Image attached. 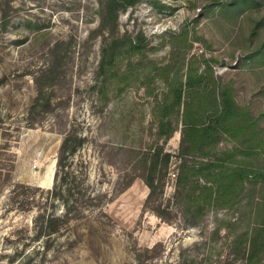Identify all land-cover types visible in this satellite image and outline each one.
Returning <instances> with one entry per match:
<instances>
[{
	"label": "rangeland",
	"instance_id": "1",
	"mask_svg": "<svg viewBox=\"0 0 264 264\" xmlns=\"http://www.w3.org/2000/svg\"><path fill=\"white\" fill-rule=\"evenodd\" d=\"M104 2L0 0V264H264L262 237L252 243L264 187L251 177L225 200L200 196L210 183L201 148L183 153L173 90L188 74L198 90L227 89L243 127L206 157L264 177V0H140L114 22ZM70 135L81 144L68 183L96 198L37 236L40 211L63 213L50 190ZM158 149L172 157L148 199Z\"/></svg>",
	"mask_w": 264,
	"mask_h": 264
},
{
	"label": "trees",
	"instance_id": "2",
	"mask_svg": "<svg viewBox=\"0 0 264 264\" xmlns=\"http://www.w3.org/2000/svg\"><path fill=\"white\" fill-rule=\"evenodd\" d=\"M138 1L140 0H105L103 3V11L105 14L110 13L114 22L118 10L121 7L137 3ZM207 71L212 73L210 68H207ZM203 74L204 73H202V75ZM202 75H200V77ZM198 83V79H194L191 74H188L186 76V84L188 86L186 91H183L181 88H174L173 90L175 102L179 104L176 112L178 116H181V143L188 141L187 145L184 147L185 150L183 153L191 155L196 152L197 148H201L199 156L203 159L201 160L203 166L199 169V172L205 173L204 179L210 183L202 185L200 196L203 195L205 201L212 198L217 201L225 200L232 192L241 189L243 184L251 177L255 182H261V186L264 187V177H261L258 172H255L249 167L242 165L218 166L207 159V154L205 152L206 147L210 146V143L216 144L218 141L217 136L226 132L229 128L241 130L243 123H237V126H232L234 124L233 119L238 118L241 112L238 111V106L229 95L227 89L221 91L216 88L198 90L194 87V85ZM166 101L167 100H165L162 110L164 111L163 113L168 115L171 108ZM181 104H183L182 108H180ZM167 122L170 123L171 120H162L161 123L164 125ZM250 122L245 123L248 126ZM79 144H81V138L72 135L65 137L61 142L57 157L54 184L50 192L52 196L55 195L56 198H61L63 200V213L57 214L54 210H50L49 212L40 211L34 219V222L38 226L37 236L41 233L50 234L56 232L60 223L67 222L69 219L78 217L82 213V207L86 200H93L96 198L95 194L92 196L88 195L87 198H85L84 193L80 190L75 192L73 185L68 183L71 170L70 163H66L65 159L69 154L74 153L76 146ZM171 157L172 154L170 152H161L160 149L152 153L153 159L148 166L149 175L145 176V182L150 188L148 199L152 198L156 192H163L161 182H156V173L159 172L160 179H162L167 171ZM160 164L161 166L158 168ZM215 166H217V168L212 170ZM191 169L192 166H189L185 162L181 163V173L177 178L178 186L183 180H187V175L190 173ZM63 186L66 191L65 196L62 194ZM189 204H191V207H194V205H198V201L193 198ZM261 204V208L256 207V218L258 217L256 222L258 226L253 229V248L255 247L258 237H262L261 246L264 244V217L259 218V215L264 213V202ZM195 222L196 220H192L190 224H195ZM251 258L252 255H250L249 259Z\"/></svg>",
	"mask_w": 264,
	"mask_h": 264
}]
</instances>
